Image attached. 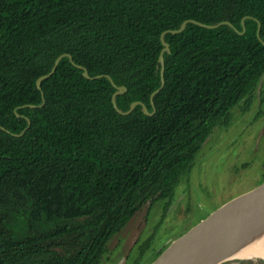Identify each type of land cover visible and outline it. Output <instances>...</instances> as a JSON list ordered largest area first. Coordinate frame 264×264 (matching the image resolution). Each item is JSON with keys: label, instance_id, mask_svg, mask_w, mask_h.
Listing matches in <instances>:
<instances>
[{"label": "trees", "instance_id": "16d2710c", "mask_svg": "<svg viewBox=\"0 0 264 264\" xmlns=\"http://www.w3.org/2000/svg\"><path fill=\"white\" fill-rule=\"evenodd\" d=\"M186 19L235 29L187 23L164 35L172 53L152 115L118 113L107 77H83L66 56L36 87L67 53L126 87L119 110L152 111L160 34ZM258 23L264 41V0H0V264H101L142 206L162 201L166 214L214 129L239 103L264 104Z\"/></svg>", "mask_w": 264, "mask_h": 264}, {"label": "rangeland", "instance_id": "374dc122", "mask_svg": "<svg viewBox=\"0 0 264 264\" xmlns=\"http://www.w3.org/2000/svg\"><path fill=\"white\" fill-rule=\"evenodd\" d=\"M257 101L247 109L244 102L234 107L228 124L214 129L189 173L180 178L166 214L162 201L150 204L148 213L142 206L109 239L101 264H133L138 256V264H148L152 256L209 214L264 184V104ZM151 236L149 248L140 257V245ZM229 261L227 264H261L240 257Z\"/></svg>", "mask_w": 264, "mask_h": 264}, {"label": "water", "instance_id": "95a60500", "mask_svg": "<svg viewBox=\"0 0 264 264\" xmlns=\"http://www.w3.org/2000/svg\"><path fill=\"white\" fill-rule=\"evenodd\" d=\"M248 16H244L240 23L242 26L243 33L245 30V19ZM187 23H193L203 28H216L220 25H228L235 29V27L228 21H220L215 24H206L194 19L184 20L180 26L176 29L165 30L160 34V41L162 44V49L158 55V64L156 68L159 70L160 74V85L150 94L149 100L152 106V111H149L146 105L141 101H133L130 103L129 108L125 111L118 109L116 105L115 97L118 94L125 92L126 87L124 85H116L109 75L98 74L95 76H90L88 71L81 65L74 63L70 54L63 53L56 57L53 62V65L49 72L39 76L36 80L37 89H41L42 80L51 76L60 59L63 56H66L69 61L75 65L77 68L82 69V76L87 79L99 78L106 76L107 79L111 82L112 86L115 88V92L112 94L111 101L115 110L122 114L127 115L130 113L137 105L141 106V110L145 115H152L155 112V106L153 102V97L164 85V53L171 54L172 50L169 46V43L165 41L164 35L168 32L171 34H177L181 32L187 25ZM257 38L264 45V41L260 38V24H257L256 31ZM263 78V77H262ZM262 79L260 80L257 93L260 92ZM42 95V102L39 106L44 104V97ZM27 105H23L25 107ZM29 107H35V105L30 104ZM19 115L17 112L15 113ZM29 126V120L27 119L26 127L18 134L13 133L14 136L22 135ZM2 130L9 132L3 126L0 125ZM264 225V184L256 189H254L250 194H245L239 196L235 199L233 204L229 203L225 208H220L217 211L212 212L205 220H201L198 224L191 227L184 234L179 236L177 239L172 241L167 248H165L156 259H154L150 264H188L189 262L195 260L196 258L203 257L205 255L212 254L218 250H221L230 244L234 243L238 238L249 234L252 230L259 228ZM253 255L258 254L256 250L250 252ZM238 255L231 257H221L219 261L214 264H221L230 259L237 258Z\"/></svg>", "mask_w": 264, "mask_h": 264}, {"label": "bare ground", "instance_id": "6f19581e", "mask_svg": "<svg viewBox=\"0 0 264 264\" xmlns=\"http://www.w3.org/2000/svg\"><path fill=\"white\" fill-rule=\"evenodd\" d=\"M253 250H256L258 254H251L250 252ZM234 255H238L242 259H253L254 263H257L256 260H259L261 264H264V225L238 238L229 246L212 254L196 258L188 264H214L221 257H231Z\"/></svg>", "mask_w": 264, "mask_h": 264}]
</instances>
